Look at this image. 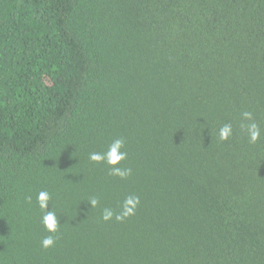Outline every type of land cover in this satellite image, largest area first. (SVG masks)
<instances>
[{
	"label": "trees",
	"instance_id": "1",
	"mask_svg": "<svg viewBox=\"0 0 264 264\" xmlns=\"http://www.w3.org/2000/svg\"><path fill=\"white\" fill-rule=\"evenodd\" d=\"M0 264H264V0H0Z\"/></svg>",
	"mask_w": 264,
	"mask_h": 264
},
{
	"label": "clouds",
	"instance_id": "2",
	"mask_svg": "<svg viewBox=\"0 0 264 264\" xmlns=\"http://www.w3.org/2000/svg\"><path fill=\"white\" fill-rule=\"evenodd\" d=\"M243 121H250V123H242L241 128L246 129L250 143H256L261 137V129L259 125L254 121L253 114L249 111H245L242 114ZM219 139L221 141L228 140L233 135L232 125L224 124L218 131ZM125 148V139H114L111 144L108 145L105 152H92L89 154V159L96 163H106L110 167L112 175L119 176L120 178H126L131 174V169H123L119 167L121 161L127 158V152L123 151ZM51 200V194L48 191L41 190L36 195V203L43 211L41 217V223L49 233H56L60 224L56 213L49 210V201ZM92 207L98 204V200L92 198L89 200ZM140 199L136 195H128L124 198L122 203V210L116 214L112 209H104L102 219L104 221L112 220L115 216L117 221H123L126 218L135 215L136 208L139 205ZM56 243V237L54 235L45 236L41 240V246L45 249L53 247Z\"/></svg>",
	"mask_w": 264,
	"mask_h": 264
}]
</instances>
